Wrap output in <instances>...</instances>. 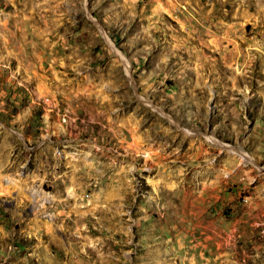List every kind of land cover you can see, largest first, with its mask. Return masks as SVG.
<instances>
[{
	"label": "rangeland",
	"instance_id": "1",
	"mask_svg": "<svg viewBox=\"0 0 264 264\" xmlns=\"http://www.w3.org/2000/svg\"><path fill=\"white\" fill-rule=\"evenodd\" d=\"M0 264H264V0H0Z\"/></svg>",
	"mask_w": 264,
	"mask_h": 264
}]
</instances>
